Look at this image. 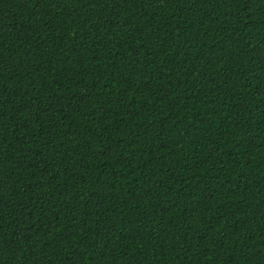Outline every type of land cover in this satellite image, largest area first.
Here are the masks:
<instances>
[{
	"label": "trees",
	"instance_id": "1",
	"mask_svg": "<svg viewBox=\"0 0 264 264\" xmlns=\"http://www.w3.org/2000/svg\"><path fill=\"white\" fill-rule=\"evenodd\" d=\"M0 264H264V0H0Z\"/></svg>",
	"mask_w": 264,
	"mask_h": 264
}]
</instances>
